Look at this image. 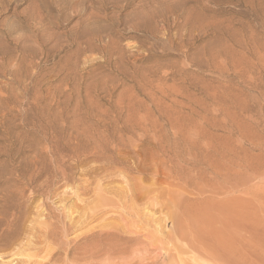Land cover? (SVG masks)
Masks as SVG:
<instances>
[{
    "label": "rangeland",
    "instance_id": "obj_1",
    "mask_svg": "<svg viewBox=\"0 0 264 264\" xmlns=\"http://www.w3.org/2000/svg\"><path fill=\"white\" fill-rule=\"evenodd\" d=\"M36 261L264 264V0H0V264Z\"/></svg>",
    "mask_w": 264,
    "mask_h": 264
},
{
    "label": "bare ground",
    "instance_id": "obj_2",
    "mask_svg": "<svg viewBox=\"0 0 264 264\" xmlns=\"http://www.w3.org/2000/svg\"><path fill=\"white\" fill-rule=\"evenodd\" d=\"M100 207H101V206H100ZM121 207H122V206H121ZM72 212H73V211H71V213H72ZM75 214H76V213H74V215H75ZM78 214H79V213H78ZM72 215H73V213H72L70 216H72ZM104 215H105V214H104ZM91 216H92V215H91ZM65 217H66V216H65ZM67 218H68V217H67ZM72 219H73V218H72ZM76 219H77V218H76ZM79 219H80V217H79ZM84 220H85V219H84ZM85 221H86V220H85ZM88 221H89V220H88ZM72 222H73V224L85 223V222H83V221H81V220H78V221H75V220H74V221H72ZM87 223H88V222H87ZM71 225H72V224H71ZM157 225H159V223H158ZM157 225H156V226H157ZM74 226H75V225H74ZM70 227L72 228L73 226H70ZM158 227H160V226H158ZM74 230H75V229H74ZM104 230H105V229H104ZM110 230H111V229H110ZM102 233H103V232H102ZM102 233L99 234V236H103ZM108 233H109V232H108ZM108 233H106V236H109ZM121 235H122V234H121ZM83 236H84V235H83ZM83 236H82V237H83ZM91 236H92V235H91ZM65 237H66V236H65ZM123 237H125V236H123ZM72 238H73V237H72ZM110 240H111V239H110ZM116 240L118 241L119 239H116ZM119 241H120V240H119ZM117 243H118V244H117ZM109 244H110V243H109ZM116 244L119 245L120 243H119V242H116ZM116 244L114 243V245H116ZM110 245L112 246L113 244H110ZM89 247H90V246H89ZM105 247H106V246H105ZM118 247H119V246H118ZM35 248L40 249L39 247H35ZM83 248H84V246H83ZM87 248H88V247H87ZM87 248H86V249H82V248H81V249H82V250H80L81 252L79 251V253H80V257L82 256V257L85 258L86 256L89 255L90 258H91V257H93L95 254H97V253H99V252H102V253H105V252H106V253H109L108 251L110 250L111 247H109V248H107V247H106V248H104V247H92L91 249H89V248L87 249ZM119 248H120V247H119ZM75 249L77 250V248H71V252H74ZM113 249L115 250V249H116V246H115V248H113ZM76 250H75V251H76ZM114 250H113V251H114ZM47 251H48V256H50V254H52V250H51V249H49V250L47 249ZM117 251H118V250H117ZM114 252H116V250H115ZM30 253H31V252H30ZM69 253H70V252H69ZM79 253L76 252V255H78ZM99 254H100V253H99ZM95 256H96V255H95ZM80 257H76V256H74V258H80ZM15 258H17V256H16ZM15 258H14V259H15ZM18 258H19V256H18ZM86 258H89V257H86ZM20 259H21V258H20ZM42 259L44 260V258H42ZM64 259H65V258H64ZM67 259H68V258H67ZM45 260H46V259H45ZM8 262H9V261H8ZM24 262H26V261H24ZM36 262H38V261H36ZM46 262H47V261H46ZM38 263L41 264L40 261H39ZM38 263H37V264H38ZM34 264H35V262H34Z\"/></svg>",
    "mask_w": 264,
    "mask_h": 264
}]
</instances>
